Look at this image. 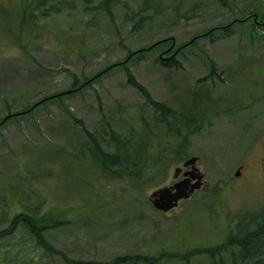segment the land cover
Wrapping results in <instances>:
<instances>
[{"label":"rangeland","instance_id":"rangeland-1","mask_svg":"<svg viewBox=\"0 0 264 264\" xmlns=\"http://www.w3.org/2000/svg\"><path fill=\"white\" fill-rule=\"evenodd\" d=\"M31 1L0 0V264H242L237 224L264 216V0ZM156 103L198 129L168 134ZM148 131L152 160H95ZM193 155L203 187L156 210ZM22 210L64 222L32 233Z\"/></svg>","mask_w":264,"mask_h":264},{"label":"trees","instance_id":"trees-1","mask_svg":"<svg viewBox=\"0 0 264 264\" xmlns=\"http://www.w3.org/2000/svg\"><path fill=\"white\" fill-rule=\"evenodd\" d=\"M46 1L48 0H32L31 3L28 4V7L35 4L36 7L40 8L41 5H43ZM108 1L117 2L119 0ZM171 57L172 56L162 57L165 66L172 65L170 60ZM144 94L149 96V93L146 89H144ZM201 104V102L198 103L199 106H201ZM155 106L156 110L161 113V117L157 121L167 123L166 132L168 134L181 135L183 126L189 129V132H195L198 129L197 125L190 129V126L194 124L195 119L198 118L197 114L190 118V120L185 121L182 118L181 113L180 122L175 110L167 104L156 103ZM170 116L173 118L172 120H169ZM154 138V136L150 135L149 131L147 135L138 134L132 138H126L115 133L113 136V141L115 142L114 151L102 152L96 148L94 158L96 161L99 160L98 164L104 171H110L111 174H121L120 170L113 171L112 169L114 167L128 169L130 167L144 164L149 159L153 158L152 154L150 153L149 146ZM138 171L139 169H137L135 173L137 174ZM55 214L59 213L51 211V215L48 214L35 217L30 212L22 210L21 212L16 213L12 224L14 225L16 223L22 222L24 226H27L28 229L31 228L35 232H40L51 228H60L64 221H62V219H55ZM256 218L257 220L255 222H253L255 217L248 219V223L253 222L251 226H248V223L246 224L245 222L241 221L237 224L239 231L243 230V236L245 237V239L240 243L241 248L238 254V258L242 264H264V216H256ZM257 257H259V259H257ZM234 264H238L237 261H234Z\"/></svg>","mask_w":264,"mask_h":264},{"label":"water","instance_id":"water-1","mask_svg":"<svg viewBox=\"0 0 264 264\" xmlns=\"http://www.w3.org/2000/svg\"><path fill=\"white\" fill-rule=\"evenodd\" d=\"M197 160L198 156H192L183 162L184 166H191V169L185 172L187 177L171 186L158 188L151 194L150 199L155 208L168 211L178 206L180 200L190 198L197 189L202 187L204 174L196 165ZM181 170V167H176L174 177H177ZM239 174L240 169L236 172V175Z\"/></svg>","mask_w":264,"mask_h":264},{"label":"flooded vegetation","instance_id":"flooded-vegetation-1","mask_svg":"<svg viewBox=\"0 0 264 264\" xmlns=\"http://www.w3.org/2000/svg\"><path fill=\"white\" fill-rule=\"evenodd\" d=\"M186 170V169H185Z\"/></svg>","mask_w":264,"mask_h":264}]
</instances>
